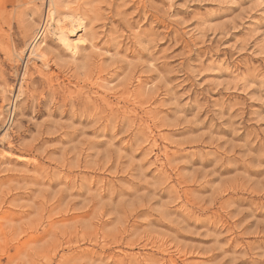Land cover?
<instances>
[{
    "label": "rangeland",
    "instance_id": "obj_1",
    "mask_svg": "<svg viewBox=\"0 0 264 264\" xmlns=\"http://www.w3.org/2000/svg\"><path fill=\"white\" fill-rule=\"evenodd\" d=\"M0 264H264V0H0Z\"/></svg>",
    "mask_w": 264,
    "mask_h": 264
},
{
    "label": "bare ground",
    "instance_id": "obj_2",
    "mask_svg": "<svg viewBox=\"0 0 264 264\" xmlns=\"http://www.w3.org/2000/svg\"><path fill=\"white\" fill-rule=\"evenodd\" d=\"M84 23L81 18L73 15H66L63 18L58 15L56 10L49 9L46 22L42 29H38L34 40L29 48L30 60H43L44 52L41 48L46 33L53 35L55 40L70 53L75 54L80 45V41L73 38L77 30L83 29ZM4 155V154H3Z\"/></svg>",
    "mask_w": 264,
    "mask_h": 264
}]
</instances>
